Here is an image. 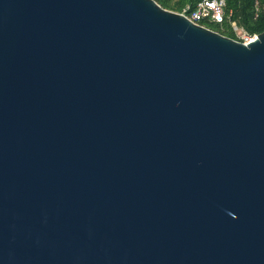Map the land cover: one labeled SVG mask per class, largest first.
I'll use <instances>...</instances> for the list:
<instances>
[{
  "label": "water",
  "instance_id": "water-1",
  "mask_svg": "<svg viewBox=\"0 0 264 264\" xmlns=\"http://www.w3.org/2000/svg\"><path fill=\"white\" fill-rule=\"evenodd\" d=\"M0 264H264V32L0 0Z\"/></svg>",
  "mask_w": 264,
  "mask_h": 264
},
{
  "label": "built area",
  "instance_id": "built-area-1",
  "mask_svg": "<svg viewBox=\"0 0 264 264\" xmlns=\"http://www.w3.org/2000/svg\"><path fill=\"white\" fill-rule=\"evenodd\" d=\"M255 20L264 17V4L255 1ZM192 23L211 29L220 28L221 32H230L234 40L249 44L258 39L260 34L251 33L234 19V12L228 8V0H202L194 7L187 6L181 13ZM212 30V29H211Z\"/></svg>",
  "mask_w": 264,
  "mask_h": 264
},
{
  "label": "trees",
  "instance_id": "trees-1",
  "mask_svg": "<svg viewBox=\"0 0 264 264\" xmlns=\"http://www.w3.org/2000/svg\"><path fill=\"white\" fill-rule=\"evenodd\" d=\"M164 9L182 12L187 6L194 7L198 2L202 0H155ZM255 1L256 0H228V8L234 12V19L240 24L246 27L251 33L261 34L264 32V17L261 16L255 20ZM264 4V0H261ZM212 30L227 36L234 38V35L230 32H221L220 28L212 27Z\"/></svg>",
  "mask_w": 264,
  "mask_h": 264
},
{
  "label": "rangeland",
  "instance_id": "rangeland-1",
  "mask_svg": "<svg viewBox=\"0 0 264 264\" xmlns=\"http://www.w3.org/2000/svg\"><path fill=\"white\" fill-rule=\"evenodd\" d=\"M184 9H185V8H184ZM184 9H183V10H184ZM183 10H182V11H183ZM177 13H181V12H177Z\"/></svg>",
  "mask_w": 264,
  "mask_h": 264
}]
</instances>
